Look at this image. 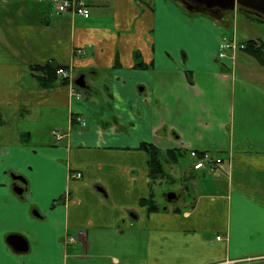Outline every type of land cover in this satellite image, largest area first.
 Listing matches in <instances>:
<instances>
[{
	"label": "crops",
	"instance_id": "obj_1",
	"mask_svg": "<svg viewBox=\"0 0 264 264\" xmlns=\"http://www.w3.org/2000/svg\"><path fill=\"white\" fill-rule=\"evenodd\" d=\"M86 2L0 0V264H264V20ZM223 36L260 40L263 61L219 58ZM192 149L220 168L194 170Z\"/></svg>",
	"mask_w": 264,
	"mask_h": 264
},
{
	"label": "built area",
	"instance_id": "obj_2",
	"mask_svg": "<svg viewBox=\"0 0 264 264\" xmlns=\"http://www.w3.org/2000/svg\"><path fill=\"white\" fill-rule=\"evenodd\" d=\"M54 8L60 12L72 11L76 14L82 15L84 17L90 16V8L85 0H52ZM246 47L245 43H238L236 39L223 37L219 44V56L221 58H235V53L239 49H244ZM78 53H83L84 49H77ZM232 56V57H231ZM57 73L62 75L64 78H70V68L60 67L57 70ZM74 93L78 98H82V93L78 90H75ZM80 125H86V121L81 116L74 117ZM57 137H61V134H58ZM191 158L194 159V169H201L203 167L210 169H217L219 164L222 162V159L219 157L212 156L209 152L203 151L199 152L196 149H192L189 152ZM72 176H81L80 172L72 173ZM69 240V239H68ZM70 240H74V237H71Z\"/></svg>",
	"mask_w": 264,
	"mask_h": 264
},
{
	"label": "water",
	"instance_id": "obj_3",
	"mask_svg": "<svg viewBox=\"0 0 264 264\" xmlns=\"http://www.w3.org/2000/svg\"><path fill=\"white\" fill-rule=\"evenodd\" d=\"M202 5H205L209 8H219L221 10H233L237 5L245 7L247 9L255 11L257 14L264 16V0H193ZM75 83L81 87L86 88L88 85L86 84L85 76H80ZM19 178V176H14V179ZM22 180V178H19ZM23 190H19L22 193ZM174 192L169 193V197H172ZM8 241L13 245L14 248L18 250H25L27 243L25 240L19 235H11L8 237Z\"/></svg>",
	"mask_w": 264,
	"mask_h": 264
},
{
	"label": "rangeland",
	"instance_id": "obj_4",
	"mask_svg": "<svg viewBox=\"0 0 264 264\" xmlns=\"http://www.w3.org/2000/svg\"><path fill=\"white\" fill-rule=\"evenodd\" d=\"M181 1H183V0H181ZM185 5H186V7H189L190 8V10H191V12H195V10H194V8H196L195 7V5H192V4H187V3H185ZM67 12V11H66ZM72 12V11H71ZM227 13V12H229V11H222V14L223 13ZM247 12H249V11H247ZM64 13V12H63ZM72 13H74V12H72ZM74 14H76V13H74ZM214 14H216V13H214ZM239 14H240V16H244V14H245V10H240V12H239ZM263 48V47H262ZM235 54H237V52L235 53ZM219 56V55H218ZM220 57V56H219ZM232 57V56H231ZM221 58V57H220ZM227 58V57H226ZM222 59H225V58H222ZM71 71H72V69H71ZM10 125H12V121L11 122H9V123H7V124H5L4 126H2L3 128H8V127H10ZM13 126H15V124H13ZM17 126H20V127H24L25 126V122H23V123H20V125L19 124H17ZM2 138L4 139V141H6V142H10L11 140H8V139H10L9 138V135H4V136H2ZM25 143H27V141L25 140L24 141ZM13 143H18V140H14V142ZM33 149V148H32ZM37 157L35 156V155H33V154H30L29 155V157L28 158H26L28 161H27V163H26V168L28 169V170H31L32 168H34L33 166L35 165V159H36ZM0 160H1V158H0ZM6 172V169H3V173H5ZM24 176V175H23ZM174 190V191H177L178 189H177V187L176 186H163V191H167V190ZM171 192H173V191H171ZM187 198H190V197H187ZM179 202L181 203V202H183V199H180L179 200ZM178 203V201H175V202H173V204H177Z\"/></svg>",
	"mask_w": 264,
	"mask_h": 264
},
{
	"label": "trees",
	"instance_id": "obj_5",
	"mask_svg": "<svg viewBox=\"0 0 264 264\" xmlns=\"http://www.w3.org/2000/svg\"><path fill=\"white\" fill-rule=\"evenodd\" d=\"M247 9V8H246ZM249 12L253 13L254 18L259 19V20H264V16L257 14L255 11L248 9ZM67 12H71L67 11ZM263 46V45H262ZM261 44L259 46H257L256 44L251 43L250 41L248 42V50L251 51L254 55H256L260 61H263V48H262ZM60 66L56 65L54 62H50V64H47L46 69L50 72V73H56V69H58ZM65 80V79H64ZM170 150L166 151L169 152ZM156 153V149L153 147V154L155 155ZM152 154V155H153ZM154 161V166L155 168H158L160 170V161L157 158H153ZM162 171V170H161Z\"/></svg>",
	"mask_w": 264,
	"mask_h": 264
},
{
	"label": "flooded vegetation",
	"instance_id": "obj_6",
	"mask_svg": "<svg viewBox=\"0 0 264 264\" xmlns=\"http://www.w3.org/2000/svg\"><path fill=\"white\" fill-rule=\"evenodd\" d=\"M183 2L184 3H187V4L195 5L196 8H205V9H208V10H210L213 13H216V14H219L221 12L219 8H209V7H206L205 5H202V4H200V3L196 2V1H193V0H183ZM20 178H22V180L24 179L23 177H20ZM66 197H67V195H66Z\"/></svg>",
	"mask_w": 264,
	"mask_h": 264
}]
</instances>
